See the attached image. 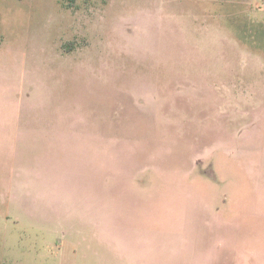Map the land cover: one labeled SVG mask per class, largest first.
Here are the masks:
<instances>
[{"label":"rangeland","instance_id":"rangeland-1","mask_svg":"<svg viewBox=\"0 0 264 264\" xmlns=\"http://www.w3.org/2000/svg\"><path fill=\"white\" fill-rule=\"evenodd\" d=\"M62 250L264 264V0H0V264Z\"/></svg>","mask_w":264,"mask_h":264},{"label":"crops","instance_id":"crops-1","mask_svg":"<svg viewBox=\"0 0 264 264\" xmlns=\"http://www.w3.org/2000/svg\"><path fill=\"white\" fill-rule=\"evenodd\" d=\"M63 251H64V252H63ZM65 252H66L65 250H62V251H61V254H60V256H59V257H60V260H61V264H63V262H62L63 259L67 258L68 255H70V254L72 255V254H73L72 251H67L68 253H65ZM67 254H68V255H67ZM64 255H66L67 257H65ZM72 257H73V255H72ZM72 257L69 256L68 258H69V259H73Z\"/></svg>","mask_w":264,"mask_h":264}]
</instances>
